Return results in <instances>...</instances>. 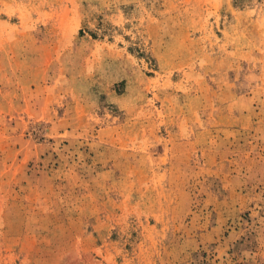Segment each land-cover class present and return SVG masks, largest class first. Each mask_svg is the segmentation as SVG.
Instances as JSON below:
<instances>
[{
	"label": "rangeland",
	"instance_id": "374dc122",
	"mask_svg": "<svg viewBox=\"0 0 264 264\" xmlns=\"http://www.w3.org/2000/svg\"><path fill=\"white\" fill-rule=\"evenodd\" d=\"M0 264H264V0H0Z\"/></svg>",
	"mask_w": 264,
	"mask_h": 264
}]
</instances>
